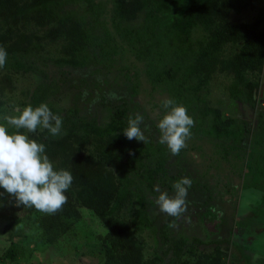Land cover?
I'll return each mask as SVG.
<instances>
[{"label": "trees", "instance_id": "obj_1", "mask_svg": "<svg viewBox=\"0 0 264 264\" xmlns=\"http://www.w3.org/2000/svg\"><path fill=\"white\" fill-rule=\"evenodd\" d=\"M255 5L258 12L252 20L234 22L231 19L232 14L239 15ZM135 11L144 12L141 28L124 24L133 18ZM33 26L42 33L32 30ZM199 29L202 34L193 39V32ZM0 30L5 31L0 32V46L15 42L7 52L6 65L0 69V90H4L3 81L11 89L12 77L18 72H32L41 77L33 90L26 93L28 99L20 103L24 107L47 103L54 114L62 117L61 134L52 136L48 130L41 129L27 135L45 144V154L55 163V169L69 170L74 178L65 193L67 203L54 215H38L35 208L17 206L31 215L28 218L37 227L38 243L52 244L67 234L82 219L80 207H84L106 228L97 237L100 264H221L217 255L220 242L172 234L170 225L176 217L159 228L161 255L145 258L137 233L152 225L154 202L144 190L154 193V184L165 174L163 150H159L160 145L155 147V153L159 151L157 165L144 173L147 168L136 164L139 145L127 139L123 132L127 127L125 119L129 117L125 104L116 105L106 127L98 124L96 116L83 115L77 104L61 113L50 103L60 91L47 70L51 63L47 58L36 56L29 45L32 40L59 43L61 56L53 59L58 67L76 66L84 54L89 55L91 62L98 61L99 56H115L107 62L116 65L122 58L129 63L128 71L131 69L132 75L138 78L137 84L131 86L132 93L147 91L151 98L167 97L186 106L195 124L189 139L191 145L181 152L193 164L207 159L211 162L210 168L216 171L217 188L223 189L217 193L229 191L235 179L256 187L254 175L264 177V132L250 139L251 126L247 119L238 122L233 117H223L217 108L200 109L199 94L220 67L234 76L229 88L231 97L254 108V85L245 78L260 72L264 65V0H0ZM88 48L99 50L100 55L85 53ZM261 126L264 127V122ZM8 130L16 131L11 127ZM72 133L91 134L92 148L82 152L81 142L82 146L70 149L66 144ZM244 140L245 145L241 144ZM249 155L246 166L242 160ZM112 157L118 161L119 187L99 175L105 172L103 165ZM140 172L145 178L138 177ZM223 174L224 182L218 178ZM204 188L207 189L205 185ZM135 194L141 205L136 218L127 222L121 212ZM15 204L14 198L0 189V218L12 219ZM199 204L205 206L204 202ZM7 238L9 243L2 260L27 250L11 236ZM203 243H214L216 247L208 253L194 252ZM186 255L190 259H185Z\"/></svg>", "mask_w": 264, "mask_h": 264}, {"label": "rangeland", "instance_id": "obj_2", "mask_svg": "<svg viewBox=\"0 0 264 264\" xmlns=\"http://www.w3.org/2000/svg\"><path fill=\"white\" fill-rule=\"evenodd\" d=\"M257 12L258 5H255L254 8L239 15L232 14L231 19L234 22L250 21L255 18ZM144 19V12L135 11L133 18L124 21V24L131 28H141ZM31 29L39 34L42 33V30L37 27L33 26ZM0 32L5 33L4 30ZM200 34H202L201 29L195 30L192 38L196 39ZM6 41L10 40L6 39ZM14 43L7 42L3 47L8 52ZM20 48H23V45ZM29 49L35 50L36 56L47 58L51 63L47 70L51 78L57 82L60 91L54 99H50V103L52 102L56 108H59L61 113L77 104L83 115L96 116V121L102 127H106L111 122L116 105L128 106L129 117L125 119L127 126L130 117L134 118L137 113L143 116V123L140 127L144 132L145 142L131 140L139 145L136 164L147 168L144 173H147L150 168H155L157 153L159 154L158 150H156L157 153L154 151L157 145H160L159 150H163L166 158L165 174L154 184L153 189L159 187L160 192H167L169 196H174L173 184L177 180L185 176L192 180L186 197V210L180 217H176L175 221L171 216L160 212L155 204L159 192L154 190V193H151L144 190L154 202V207L151 209L152 225L137 233L138 239L143 243L146 259L161 255L159 228L172 219L171 231L176 237L179 235L189 238L196 236L200 239L211 238L212 241L220 242L217 244V255H220L221 264H264V177L254 175L256 187L251 183L246 186L243 180L237 182V179H233L234 184L229 186V191L224 189L227 191L217 193L218 190L223 189L221 186L217 188L216 171L210 168L211 162L208 159L193 164L188 161L183 151L178 156H174L166 145L159 143L160 132L156 124L164 114L163 108L159 105L162 100L158 96L151 98L150 92L147 91L132 93L134 91L131 86L137 84L138 78L132 75L130 67V72L128 71L126 65L129 63L126 64L122 58L118 59L116 65L115 62H107L111 57L114 60L115 56H99L98 61L91 62L89 55L84 54L81 62H77L76 66L58 67L54 65L53 59L61 56L59 43L32 40ZM85 53L91 56L100 55L99 50L91 48H88ZM218 69L210 76L199 94L200 109L205 106L217 108L223 117H233L238 122L247 119L251 126L250 139L254 140L258 134L264 132V127L261 126L264 122V65L260 72H254L245 78L254 85L253 109L231 97L229 88L234 76L230 71L221 70L220 67ZM40 81L41 77L35 73L18 72L12 77L11 89L6 85V81L1 83L4 90H0V100L3 102L0 107V124H6L3 119L5 115L19 114L18 110L24 108L20 102L28 99L26 93L32 91ZM81 142L84 146L80 150L86 153L87 148H92L91 134L72 133L66 145L70 149L71 146L77 148L82 146ZM246 142L244 140L241 144L245 145ZM186 144L191 145V140L188 139ZM249 158L250 155L248 159L245 157L242 160L244 165H248ZM52 163L55 169L56 165ZM117 164V157H112L110 162L103 165L105 172L99 175L102 180L112 182L114 186L119 187L121 174L117 169ZM224 174L222 177L218 175V178L223 180L222 182H224ZM138 177L145 178V175L140 172ZM203 202L205 206L202 207L199 203ZM140 205V198L136 194L133 195L130 203L122 209V217L130 222L136 218ZM13 207L15 209L12 219L0 218V264H100V244L97 237L99 234H104L106 228L89 209L80 207L82 219L55 243L43 245L38 243L37 227L32 222L33 219L28 218L31 215L18 209L16 204ZM41 213L38 212V215ZM9 222H11L10 226L4 230ZM7 236H11L12 240L17 241L20 246L27 247V250L11 256L10 259L2 260L4 250L9 243ZM215 247L214 243H203L197 245L194 252L208 253ZM194 255L191 258H194ZM184 258L190 259L188 255Z\"/></svg>", "mask_w": 264, "mask_h": 264}, {"label": "clouds", "instance_id": "obj_3", "mask_svg": "<svg viewBox=\"0 0 264 264\" xmlns=\"http://www.w3.org/2000/svg\"><path fill=\"white\" fill-rule=\"evenodd\" d=\"M7 51L0 46V69L4 68ZM161 107L164 114L156 127L160 132L159 143L166 145L170 153L178 156L190 139L194 118L188 114L186 106L171 98H163ZM18 115H5L6 124H0V189L14 198L17 206L35 208L37 211L54 215L67 203L66 192L73 183V175L66 169H54L53 163L45 154V144L29 138L38 128L46 129L52 136H59L62 117L54 114L47 103L33 107L27 105L18 110ZM143 116L139 113L130 117L123 130L127 139L145 142L141 130ZM16 131L9 132L8 128ZM26 130L22 132L20 130ZM192 180L185 176L173 184L174 196L159 192L155 204L160 212L171 217H180L186 210V197Z\"/></svg>", "mask_w": 264, "mask_h": 264}]
</instances>
